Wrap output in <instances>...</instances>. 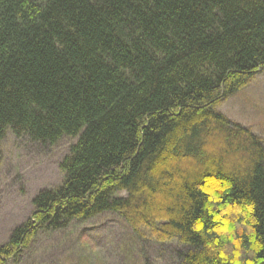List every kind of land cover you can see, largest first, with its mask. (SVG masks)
<instances>
[{
	"label": "trees",
	"instance_id": "16d2710c",
	"mask_svg": "<svg viewBox=\"0 0 264 264\" xmlns=\"http://www.w3.org/2000/svg\"><path fill=\"white\" fill-rule=\"evenodd\" d=\"M264 70V0H0V143L75 142L0 246L104 213L179 264H264V144L215 107Z\"/></svg>",
	"mask_w": 264,
	"mask_h": 264
},
{
	"label": "rangeland",
	"instance_id": "374dc122",
	"mask_svg": "<svg viewBox=\"0 0 264 264\" xmlns=\"http://www.w3.org/2000/svg\"><path fill=\"white\" fill-rule=\"evenodd\" d=\"M216 110L249 128L264 144V70ZM74 142L63 137L42 146L6 132L0 143V246L31 217L36 194L60 185L64 175L59 163ZM186 248L178 238L159 242L148 229H133L120 215L104 213L74 221L62 231L39 233L15 264H179L177 253Z\"/></svg>",
	"mask_w": 264,
	"mask_h": 264
},
{
	"label": "bare ground",
	"instance_id": "6f19581e",
	"mask_svg": "<svg viewBox=\"0 0 264 264\" xmlns=\"http://www.w3.org/2000/svg\"><path fill=\"white\" fill-rule=\"evenodd\" d=\"M239 91H240V90H239ZM236 93H237V92H236ZM232 95H234V94H232ZM232 95H231V96H232ZM229 97H230V96H229ZM227 98H228V97L224 98L223 100H225V99H227ZM223 100H222V101H223ZM219 104H221V102H220ZM217 106H218V105H217ZM217 106H216V107H217ZM216 107H215V110H216ZM216 111H217V110H216ZM218 112H219V111H218ZM228 120H229V119H228ZM229 121H230V120H229Z\"/></svg>",
	"mask_w": 264,
	"mask_h": 264
}]
</instances>
